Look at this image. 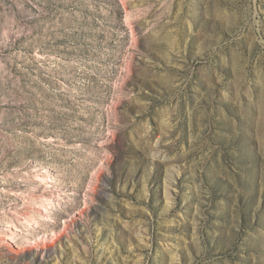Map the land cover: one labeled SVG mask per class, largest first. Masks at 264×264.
Returning a JSON list of instances; mask_svg holds the SVG:
<instances>
[{
	"label": "rangeland",
	"instance_id": "obj_1",
	"mask_svg": "<svg viewBox=\"0 0 264 264\" xmlns=\"http://www.w3.org/2000/svg\"><path fill=\"white\" fill-rule=\"evenodd\" d=\"M0 264H264V0H0Z\"/></svg>",
	"mask_w": 264,
	"mask_h": 264
}]
</instances>
